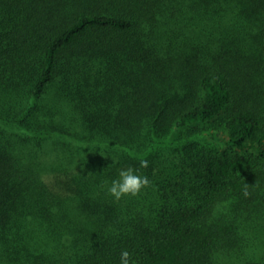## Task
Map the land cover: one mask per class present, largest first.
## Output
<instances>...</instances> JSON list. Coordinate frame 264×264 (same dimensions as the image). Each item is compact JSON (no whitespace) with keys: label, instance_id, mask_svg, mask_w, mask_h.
Instances as JSON below:
<instances>
[{"label":"trees","instance_id":"16d2710c","mask_svg":"<svg viewBox=\"0 0 264 264\" xmlns=\"http://www.w3.org/2000/svg\"><path fill=\"white\" fill-rule=\"evenodd\" d=\"M123 250L264 264V0H0V264Z\"/></svg>","mask_w":264,"mask_h":264},{"label":"clouds","instance_id":"9594fccd","mask_svg":"<svg viewBox=\"0 0 264 264\" xmlns=\"http://www.w3.org/2000/svg\"><path fill=\"white\" fill-rule=\"evenodd\" d=\"M140 167H148V162L146 160H141ZM149 184V179L146 176L137 175L134 169H123L119 171L118 179L111 182L108 193L116 201H119L126 196H137L141 189L146 188ZM243 195L245 197L249 195L247 189L244 190ZM120 264H130V253L127 250L121 252Z\"/></svg>","mask_w":264,"mask_h":264},{"label":"rangeland","instance_id":"374dc122","mask_svg":"<svg viewBox=\"0 0 264 264\" xmlns=\"http://www.w3.org/2000/svg\"><path fill=\"white\" fill-rule=\"evenodd\" d=\"M210 140H211V141L214 143V145H215L216 147H218V148L224 146V143H223L222 140H214V139H211V138H210Z\"/></svg>","mask_w":264,"mask_h":264}]
</instances>
